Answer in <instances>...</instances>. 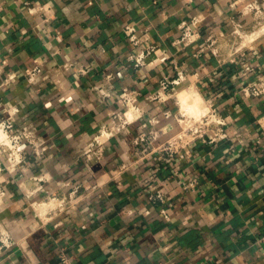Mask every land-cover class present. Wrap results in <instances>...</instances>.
Segmentation results:
<instances>
[{
    "label": "crops",
    "instance_id": "crops-1",
    "mask_svg": "<svg viewBox=\"0 0 264 264\" xmlns=\"http://www.w3.org/2000/svg\"><path fill=\"white\" fill-rule=\"evenodd\" d=\"M26 1L46 4L53 16L29 11ZM240 6L241 0H0V118L15 108L14 126H27L33 139L21 140L19 163L2 157L0 220L15 222L6 225L12 244L0 242V264H60V247L74 264H264V96L239 93L264 75V18ZM193 18L200 36L181 40L180 24L193 27ZM237 23L246 35L241 42L232 32ZM147 44L155 50L135 66L126 53ZM37 64L41 71L29 81ZM179 73L183 79L165 99L152 97L162 76ZM185 88L213 101L226 136L169 153L160 146ZM112 124L101 153L92 152L95 143L86 150ZM150 129L158 134L141 151L135 138ZM156 189L161 197L151 199ZM50 194L65 196L66 204L47 215L40 203Z\"/></svg>",
    "mask_w": 264,
    "mask_h": 264
},
{
    "label": "built area",
    "instance_id": "built-area-1",
    "mask_svg": "<svg viewBox=\"0 0 264 264\" xmlns=\"http://www.w3.org/2000/svg\"><path fill=\"white\" fill-rule=\"evenodd\" d=\"M26 7L31 12L41 13L45 19L51 18L53 16V9L47 6L44 3H33L31 1H26ZM259 16V19L264 18V0H241L240 12L248 13L252 12ZM191 23L194 25L190 26L189 22L183 21L180 24V39L186 42H191L200 36V29L195 26V19L191 20ZM242 28L241 24H235L232 32L234 34H239V29ZM126 29L129 32V38L132 42H138L140 39L133 25H126ZM243 29V28H242ZM243 31V30H242ZM208 44L211 47V50L214 54H218L219 50L216 46V39L211 35L207 36ZM155 50L153 44H147L144 48H141L137 52L128 51L126 56L133 62L135 66H139L146 62V58L149 54ZM235 57H231L230 60L234 61ZM246 69H250V65L245 66ZM41 66L39 64L33 66L27 72V79L29 81L35 80L36 76L40 73ZM106 78L112 77V74L108 73L105 75ZM183 79V74L179 73L176 76L168 77L167 75L162 76L159 80V87L156 93L152 96L153 98L159 97L165 99L167 97V90L171 84H177ZM239 93L243 97H262L264 96V75H258L255 79L248 80L243 83L239 88ZM199 105L203 108V112L198 114H191L190 112H183L179 107V114L176 117L175 123L170 130L169 137L163 142L160 146L161 150H165L169 153L172 152H181L188 151L190 145L197 139L203 141L214 140L216 138H222L226 136V132L223 128L226 121L224 117L218 114L214 103L209 98L200 95ZM133 97L124 96L123 102L127 106L134 107ZM133 103V105H132ZM179 106V105H178ZM129 108V107H128ZM15 108L11 110V114L6 117L0 118V130L4 131L5 137L0 138V196L4 194V189L1 187V174L2 170L6 166L3 162L2 157H5L7 164L15 165L24 159V154L20 148L21 140L23 138L31 144L32 133L27 126L15 127L14 126V117L13 113ZM126 110L124 114H126ZM128 119L127 115H125ZM126 119H122L121 123L123 124ZM118 124V125H122ZM107 130H100L98 133L93 135V140L88 143L86 150H90L92 144L96 145V148L92 149V152L95 154H100L102 151L103 140L109 136L116 129L114 124L110 125ZM118 128V127H117ZM215 129V130H213ZM158 134L156 129H150L149 132H142L136 136L135 140L142 144L141 151L146 149V144L149 138L155 137ZM261 141V136L258 134L256 136V143ZM34 147L35 145L32 144ZM193 181L189 180L186 182V186H192ZM76 188H73L70 193L75 192ZM151 199H156L161 197V193L156 189L149 194ZM66 204V197H56L54 194H50L48 199L42 201L40 205L44 206L46 210L43 211L44 214L49 215V211H60L64 208ZM53 211V212H55ZM162 214L164 217L169 218L168 212L165 209H162ZM51 216V214H50ZM15 222L14 218L7 220H0V242L1 245L5 248L12 244L10 238V229L7 227V224H13ZM58 259L60 264H74L72 257L68 254L64 247H60L58 251Z\"/></svg>",
    "mask_w": 264,
    "mask_h": 264
},
{
    "label": "bare ground",
    "instance_id": "bare-ground-1",
    "mask_svg": "<svg viewBox=\"0 0 264 264\" xmlns=\"http://www.w3.org/2000/svg\"><path fill=\"white\" fill-rule=\"evenodd\" d=\"M184 91H189V92H186L184 93V95H182ZM199 98L200 96L196 91H194L191 88L189 89L185 88L178 92L177 103L180 107V110H182L183 112H194L195 114H198L203 112V108L199 105ZM4 137H5L4 131L0 130V138H4Z\"/></svg>",
    "mask_w": 264,
    "mask_h": 264
},
{
    "label": "rangeland",
    "instance_id": "rangeland-1",
    "mask_svg": "<svg viewBox=\"0 0 264 264\" xmlns=\"http://www.w3.org/2000/svg\"><path fill=\"white\" fill-rule=\"evenodd\" d=\"M252 13H253V11H252ZM258 17V19L260 18L259 16H257ZM239 32H240V34L242 35V36H239V34H234V35H236V37H235V39L237 38V42H241V40H242V38H245V36H244V31H242V28H240L239 29ZM248 37V36H247ZM247 39V38H246ZM248 40V39H247ZM181 91V90H180ZM194 109V108H193ZM195 110V109H194ZM191 114H193L194 112H190ZM2 187V186H1Z\"/></svg>",
    "mask_w": 264,
    "mask_h": 264
}]
</instances>
